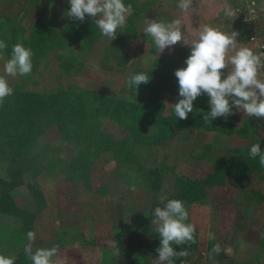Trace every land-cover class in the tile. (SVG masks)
<instances>
[{
	"label": "rangeland",
	"instance_id": "1",
	"mask_svg": "<svg viewBox=\"0 0 264 264\" xmlns=\"http://www.w3.org/2000/svg\"><path fill=\"white\" fill-rule=\"evenodd\" d=\"M232 5L233 9L238 8ZM30 6L6 16L14 19L17 26L27 28L24 30L28 35L37 15L42 13L57 31L58 38L45 55L32 59L29 75L6 76L12 88L55 93L79 87L100 96L135 101L150 95L149 82L130 89L127 78L136 69H152L160 59L159 54L162 59L170 60L168 54L175 52L167 48L161 53L149 51L150 58L142 59L144 43L135 40L120 43L117 34L110 41L97 28L99 34L94 40L78 34L81 26L79 21L67 16L70 10L67 2L42 0L29 14ZM0 15H4L1 8ZM27 15L31 20H27ZM234 17L239 20V16ZM140 20L137 18L136 25ZM93 24L85 25L86 29H93ZM149 45L152 50L154 44ZM126 51L128 55L122 59ZM180 52L187 51L180 49L178 55ZM3 65L4 60H0V75H5ZM164 101L168 112L170 99L165 96ZM206 108L210 109L208 103ZM222 118L224 129H236L233 133L181 127L171 139H155L153 136L161 126L141 124L142 135L136 139L132 151L135 162L125 158L123 154L127 151L117 155L112 147L104 151L96 149V139L111 142L128 139L123 126L107 118L92 123L94 133L85 144L69 143L54 124L50 125L40 137V143L49 144L64 160L66 174L56 170L33 176L22 171L16 178V173L9 170V159L0 160V199L8 194L11 204L7 209L10 214L0 212V238L7 239L9 229L10 237L15 238L13 242L24 248L29 243L27 232L34 231L33 248L56 246L66 264H157L147 238L156 230L153 224L140 227L136 234L122 239L125 254L119 251V255H114L108 241L139 227L151 204L160 202L162 195L175 198L180 188L189 186L191 180L205 181L215 173L219 162L245 152L253 143L264 139V118L248 117L235 108L226 119ZM243 129L247 135L239 134ZM103 141L99 145L105 147ZM130 145L129 141L127 148ZM135 163L161 167L160 192L150 190L149 179L137 170ZM223 171H217L218 177L209 185L201 186L199 199L193 202L180 199L189 212L187 222L198 231L199 241L197 252L185 258L184 264H264V171L245 173L238 169L232 174ZM66 175L71 178L67 179ZM209 233L215 239H209ZM216 245L218 252L213 250Z\"/></svg>",
	"mask_w": 264,
	"mask_h": 264
},
{
	"label": "trees",
	"instance_id": "2",
	"mask_svg": "<svg viewBox=\"0 0 264 264\" xmlns=\"http://www.w3.org/2000/svg\"><path fill=\"white\" fill-rule=\"evenodd\" d=\"M125 5H131L132 11L126 17V26L124 29L117 30V39L120 43L126 40H135L138 38L137 18L139 17L138 0H123ZM47 19L40 18L30 27V33L26 35L25 27L17 26L14 19L9 16L0 15V40H4L8 47L4 50L3 55L10 57L11 47L17 42L23 43L26 48L33 52L32 59L38 60L51 48L56 42L58 33L50 25ZM78 34L86 39L94 36L99 31L86 29L85 24H80ZM57 37V38H56ZM81 39V40H85ZM186 50V49H183ZM151 53L156 51L152 48ZM190 51L179 53L176 60L157 59L155 65L149 71L136 69L135 73L143 72L149 77L150 95L145 98H139L135 101H123L100 96L86 89L79 87H70L68 91H57L55 93H35L14 87L13 95L5 98L0 104V160L8 158L10 161V171L16 173V178L25 171L33 176L40 174H52L56 170L64 171L63 159L59 158L47 143H40V137L50 126L55 125L62 138L72 144L78 142L84 143L93 136L92 123H96L98 118H107L118 125L123 126L127 131L128 139L123 142H111L108 139H96V149L104 151L112 147L114 153L123 154L131 162H135L132 155L134 146L137 143L138 136L142 135L139 126L149 123L154 126H161L158 132L153 136L155 139H171L174 133L181 127H192L206 130H216L231 134L236 129L225 130V121L222 117L216 118L209 122L203 120V115L207 114L208 96L202 94L193 102V112L188 114L187 119L180 120L176 118L171 108L165 111L164 98L170 99L171 105H174L181 98L178 95V82L174 75L177 69L183 68L185 59ZM128 53L123 52L121 58L124 59ZM150 79L152 81H150ZM143 86V84H141ZM139 85V86H141ZM166 130V133L163 131ZM242 131V132H241ZM239 130V134L247 135L245 129ZM104 140L105 147L99 145ZM129 141L130 147L127 148ZM85 144V143H84ZM261 150L264 151V139L259 141ZM249 149L245 152H237L227 160L219 162L215 166V173L208 176L205 181L191 180L189 186L180 188L179 194L175 198L168 199H186L193 202L200 198L201 186L209 185L214 181L217 171L224 170L225 173H234L242 169L245 173L263 172L264 167L259 164L258 158L249 156ZM137 170H141L145 177L149 179V188L152 192L158 193L162 189L163 177L161 167L155 165H143L135 163ZM68 167H70L68 165ZM66 174V173H65ZM67 176V175H66ZM67 179L71 177H66ZM183 181V179H182ZM184 182V181H183ZM220 183H223L220 181ZM10 196L5 194L0 199V212L10 214L8 207L11 208ZM163 206L160 202L155 201L151 204L149 213L140 222V226L127 235H116L115 241L119 251L125 254V247L122 244L124 237H130L136 234L140 227L151 225L153 216L152 212L155 207ZM16 232V231H15ZM15 234V233H14ZM7 239L0 238V254L14 256L15 264H31L27 258L23 247H18L9 234L7 229ZM147 238L152 243V251L158 258L156 249L159 247V236L156 230H152ZM195 243H184L181 245L173 244V248L179 251H187L188 254H194L199 247L198 231L194 234ZM264 243V241H262ZM39 248V247H34ZM186 257H174L173 264H184Z\"/></svg>",
	"mask_w": 264,
	"mask_h": 264
},
{
	"label": "clouds",
	"instance_id": "3",
	"mask_svg": "<svg viewBox=\"0 0 264 264\" xmlns=\"http://www.w3.org/2000/svg\"><path fill=\"white\" fill-rule=\"evenodd\" d=\"M70 10L67 16L83 22L89 17L100 34L110 41L116 38L117 30L124 29L126 17L131 13V5H125L123 0H68ZM193 0H178L177 7L187 13L192 7ZM226 17H234L237 10L233 9L228 0H223L221 7ZM143 33L154 42L158 53L166 48L182 42L190 49L183 68L174 72L178 82V95L181 97L177 103L169 106L176 118L185 120L193 112V102L202 94L209 98L210 111L203 115V120L209 122L219 117L225 119L232 114L233 108L242 110L248 117L264 118V52L254 51L237 42L238 33L222 31L219 27L209 24L199 25L185 29L191 39H186L182 31L183 21L180 18L171 22L146 19ZM8 44L0 40V60H4L3 71L0 75V104L5 98L13 95V88L9 85L7 77L27 76L32 72L33 52L23 43L12 45L10 57L5 59L4 50ZM149 77L140 72L127 78V85L135 89L141 84H147ZM249 156L258 158L259 164L264 167V151L259 143H253L249 148ZM163 205L155 207L152 212L159 236V247L156 249L157 264H173L174 257H186L187 251L177 252L173 244L195 243V226L188 223L189 212L183 201L168 199L167 194L160 198ZM29 243L24 252L31 264H66V259L59 255L56 246L50 248L39 247L33 249L35 232L26 234ZM209 239H215L209 233ZM114 255H119V248L115 240L108 241ZM219 251V245L213 249ZM0 264H15L14 256L0 254Z\"/></svg>",
	"mask_w": 264,
	"mask_h": 264
},
{
	"label": "crops",
	"instance_id": "4",
	"mask_svg": "<svg viewBox=\"0 0 264 264\" xmlns=\"http://www.w3.org/2000/svg\"><path fill=\"white\" fill-rule=\"evenodd\" d=\"M9 1V3H3ZM42 0H0V8L2 9L3 14L6 16L7 15H13L20 10V8H23L24 6L27 7L29 4L31 5L29 7L28 13L31 14L35 7L39 5V3ZM46 2H54V3H68V0H45ZM31 2V3H30ZM178 0H138V10H139V19H141L138 24H137V29H138V38L135 39L136 42L144 43L143 47H141V51H143V56L142 59H147L150 58V45L154 44L152 39L148 36H146L143 33V28L145 25L142 24L144 21V18L152 20L156 19L158 21H164V22H171L174 19L180 18L183 21V27L182 31H184V35L186 39L190 40L191 36L188 31L185 29L187 26L191 25L192 28H198L199 25L202 24H209L212 26L219 27L222 31L230 33L231 31H235L238 33L237 36V42L242 44L243 46L249 47L252 50H254V47L249 45L245 39V33L242 27V23L237 20L236 17H226L221 11V7L223 4V0H193L192 7L189 9L187 13L182 12L178 7H177ZM228 3L230 6L235 4V0H228ZM49 4H46V7H48ZM29 16L27 15L26 18ZM44 18L42 13L38 14L36 17V20L33 24L37 22L38 19ZM27 20H31L28 18ZM92 20L89 17H85V20L83 22L79 21V25L81 23H85V25L91 24ZM141 24L143 27H141ZM95 29L97 28L95 24H93ZM264 30V21H263V26ZM98 29V28H97ZM128 42L133 41V40H126ZM125 41V42H126ZM156 50L158 49L153 46ZM174 49V55L168 54L167 57H169L170 60H176L178 56V50L180 49H186L185 51H190L189 47L184 45L182 42H178L177 44L171 46L172 50ZM166 50V49H165ZM150 51V52H149ZM150 53V54H149ZM153 54V53H152ZM156 55V54H155ZM158 58L162 59L164 58L162 55H158ZM150 209V208H149ZM46 248L47 246H43ZM195 254V253H194ZM194 254H188L186 258L189 256H192Z\"/></svg>",
	"mask_w": 264,
	"mask_h": 264
},
{
	"label": "built area",
	"instance_id": "5",
	"mask_svg": "<svg viewBox=\"0 0 264 264\" xmlns=\"http://www.w3.org/2000/svg\"><path fill=\"white\" fill-rule=\"evenodd\" d=\"M235 3L247 43L254 47V53L264 52V0H235Z\"/></svg>",
	"mask_w": 264,
	"mask_h": 264
}]
</instances>
